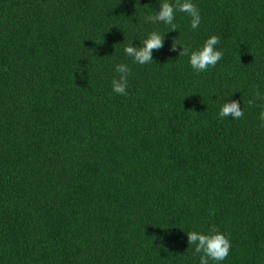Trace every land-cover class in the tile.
<instances>
[{"label":"trees","instance_id":"1","mask_svg":"<svg viewBox=\"0 0 264 264\" xmlns=\"http://www.w3.org/2000/svg\"><path fill=\"white\" fill-rule=\"evenodd\" d=\"M164 2L0 0V264H199L187 233L213 226L218 264H264V0H192L199 27L177 11L175 31L145 21ZM213 35L198 73L180 52Z\"/></svg>","mask_w":264,"mask_h":264},{"label":"clouds","instance_id":"2","mask_svg":"<svg viewBox=\"0 0 264 264\" xmlns=\"http://www.w3.org/2000/svg\"><path fill=\"white\" fill-rule=\"evenodd\" d=\"M179 11L186 13L191 18V28L197 29L201 23V15L199 8L192 2V0H176L175 4L164 2L160 5L159 11L145 18L149 23H164L170 25L172 31H175L176 24L175 13ZM165 35L153 31L143 41L141 47H134L131 44L124 48V52L133 58L135 63L144 65L153 61V51L160 50L164 46ZM220 43V37L213 35L208 38L203 44L202 48L195 51H190L188 46L183 47V51L179 56H190L191 67L199 72H205L209 67H215L222 59L223 52L217 50V45ZM176 45L173 43L171 51H176ZM115 71L119 73V77L112 80V89L119 95H128L126 89L128 88V75L131 69L124 63L117 64ZM261 99L260 93H255L254 99H249L247 104L249 107L255 105V100ZM244 116V111L240 106V102L236 100H227L221 107L218 117L223 119L231 117L233 119H240ZM261 127H264V111L260 113ZM189 244L196 245L194 254L203 253L199 257V264H209V260L214 262L224 261L230 252L231 241L223 234L219 228L212 227L207 234H202L197 231L187 233Z\"/></svg>","mask_w":264,"mask_h":264}]
</instances>
